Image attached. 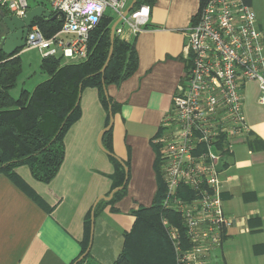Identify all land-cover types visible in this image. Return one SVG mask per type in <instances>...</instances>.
Segmentation results:
<instances>
[{
    "label": "crops",
    "instance_id": "obj_1",
    "mask_svg": "<svg viewBox=\"0 0 264 264\" xmlns=\"http://www.w3.org/2000/svg\"><path fill=\"white\" fill-rule=\"evenodd\" d=\"M199 5L200 0H155L141 33L119 35L137 57L132 76L106 87L115 106L106 145L126 169L124 196L112 207L96 209L113 197L101 199L112 192L115 167L97 144L107 113L97 90L86 88L80 95V117L64 136V159L56 176L44 184L33 179L27 166L14 170L39 202L0 175V264H74L91 212L90 249L81 264L114 263L132 229V212L149 207L156 193L153 140L185 74L183 32ZM242 96L249 132L230 140L232 152L219 165V180L225 213L248 220L227 232L217 264H264V104H258L255 83ZM101 144L105 149L103 136Z\"/></svg>",
    "mask_w": 264,
    "mask_h": 264
},
{
    "label": "built area",
    "instance_id": "obj_2",
    "mask_svg": "<svg viewBox=\"0 0 264 264\" xmlns=\"http://www.w3.org/2000/svg\"><path fill=\"white\" fill-rule=\"evenodd\" d=\"M34 1L36 7L43 0ZM130 2L48 0L50 8H44L61 21V28L45 37L31 23L23 50L36 49L42 59L83 61L90 32L104 17L117 20ZM0 7L17 18L31 9L28 0H0ZM149 16L150 7L140 6L122 18L115 34L138 35ZM194 19L183 32V58L189 67L153 144L166 188L162 210L177 215L183 228L181 233L162 217L176 264H217L227 232L248 220L225 213L219 165L232 152L230 140L249 132L243 89L255 83L258 104H264V34L243 0H205Z\"/></svg>",
    "mask_w": 264,
    "mask_h": 264
},
{
    "label": "trees",
    "instance_id": "obj_3",
    "mask_svg": "<svg viewBox=\"0 0 264 264\" xmlns=\"http://www.w3.org/2000/svg\"><path fill=\"white\" fill-rule=\"evenodd\" d=\"M154 2L155 0H137L133 11L143 5L151 8ZM204 2L205 0H200L199 8ZM243 2L251 6V0ZM38 4L46 7L44 1ZM0 12L8 15L2 7ZM194 21L193 18L192 22ZM113 22L112 18L104 17L90 32L85 60L66 63L59 57L41 59L40 71L47 78L31 92L21 89L18 97L14 98L11 91L16 88L22 74V63L18 56L21 50L12 57L2 53V38L6 30L0 16V175L8 178L37 202L38 199L14 170L20 166H27L33 179L44 184L49 183L56 176L64 159V136L80 117L79 100L82 91L86 88L97 90L99 102L107 113L106 128L109 125V111L113 113L115 106L105 96L102 82L105 88L109 85H118L132 76L137 68L133 46L115 34L110 60L104 72H100L109 55L110 27ZM32 24H36L45 37L54 35L62 25L58 19L42 18L33 20ZM188 67L189 65L186 70ZM110 132L111 128L103 135V140L109 160L115 167L111 178L113 191L124 186L125 173L106 145ZM153 148L156 193L149 207H140L132 212L134 216L132 229L124 235L122 252L113 264H176L173 248L162 224V217H167L181 233L183 228L177 215L162 210L166 188L160 170L158 149L156 146ZM124 191L125 186L116 192L110 201L100 202L96 209L105 205L112 207L124 196ZM184 197L187 198L188 195ZM89 237L90 214L85 221V242L81 255L88 248ZM82 261L77 264H81Z\"/></svg>",
    "mask_w": 264,
    "mask_h": 264
},
{
    "label": "water",
    "instance_id": "obj_4",
    "mask_svg": "<svg viewBox=\"0 0 264 264\" xmlns=\"http://www.w3.org/2000/svg\"><path fill=\"white\" fill-rule=\"evenodd\" d=\"M136 2L137 0H131L129 6L124 11L122 16L119 17L117 20H115L110 27L111 47L109 50L108 58L100 71L101 73L104 72L110 60L111 54H112V45H113V38L115 35V29L118 26V24L121 22L122 18L126 17L130 12L133 11V8ZM0 16L2 17V22L6 30L5 36L2 38L1 50H2V53L7 57H12L17 51L22 50L24 48L28 28L31 26V23L33 22V20L38 19V18H42L44 20H47V19L54 20L56 18L55 15L51 16L48 9L41 7V6H36L34 8H31L28 12L25 13V15L22 18H17L14 16L8 17L3 12H0ZM102 85H103L104 94L107 97L104 82H102ZM109 118H110L109 125L101 131V133L99 134L98 140H97V144L99 148L106 154H108V152H106V150L103 148L101 144V139H102V136L110 129L111 124H112V113L110 111H109ZM124 170L126 172V169ZM121 189L122 187H119L113 190L108 196V198L102 197L101 199L109 200L111 199V197L113 196L115 192L120 191ZM97 202L98 200L95 202L93 208L95 207ZM90 220H91V229H90V240H91L93 212H91ZM89 249H90V243L88 245L86 252L83 255H81L74 264H77L78 262H80L88 254Z\"/></svg>",
    "mask_w": 264,
    "mask_h": 264
},
{
    "label": "rangeland",
    "instance_id": "obj_5",
    "mask_svg": "<svg viewBox=\"0 0 264 264\" xmlns=\"http://www.w3.org/2000/svg\"><path fill=\"white\" fill-rule=\"evenodd\" d=\"M45 6L49 9L48 0H43ZM30 8L35 7L34 0H28ZM251 7L257 18V25L264 34V0H251ZM264 48V37H263ZM22 63V74L17 82V86L11 91V95L17 98L19 91L25 89L31 92L36 85L43 82L47 77L40 71L41 56L36 49L21 50L18 54ZM64 62V61H62Z\"/></svg>",
    "mask_w": 264,
    "mask_h": 264
},
{
    "label": "flooded vegetation",
    "instance_id": "obj_6",
    "mask_svg": "<svg viewBox=\"0 0 264 264\" xmlns=\"http://www.w3.org/2000/svg\"><path fill=\"white\" fill-rule=\"evenodd\" d=\"M28 33V32H27Z\"/></svg>",
    "mask_w": 264,
    "mask_h": 264
}]
</instances>
